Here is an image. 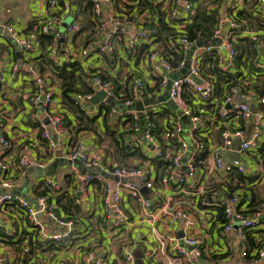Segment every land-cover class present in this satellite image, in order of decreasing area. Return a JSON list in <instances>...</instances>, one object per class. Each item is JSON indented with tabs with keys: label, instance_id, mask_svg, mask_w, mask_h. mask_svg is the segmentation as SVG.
Returning <instances> with one entry per match:
<instances>
[{
	"label": "built area",
	"instance_id": "built-area-1",
	"mask_svg": "<svg viewBox=\"0 0 264 264\" xmlns=\"http://www.w3.org/2000/svg\"><path fill=\"white\" fill-rule=\"evenodd\" d=\"M47 1L53 13L40 22L39 28L44 34L53 36V54L61 46V41H64L68 60H79L84 68L92 56H96L102 65L112 66V69L117 65L129 66L124 76L129 94L117 90L112 79L114 74L110 73L106 77L100 70L87 72L85 68L83 80L87 82L89 91L75 93L73 98L76 104L86 115H90L93 112L90 102L99 91H105L107 96L94 104L102 106L111 116L124 120L121 132L129 136L128 145L132 141L137 143L135 146L145 143L153 146L154 152V156L140 165L129 166L116 162L106 164L100 157L90 154L82 143L76 142L67 158L72 161L80 159L85 168L99 166L121 180L99 173L81 175L77 166L72 165V172L76 174L75 182L83 180L84 191H90L93 187L99 189L106 208V227L109 232L135 224L126 212L125 197L133 196L138 199L141 206L140 219L146 223L152 240L144 255L146 264H160L159 256L164 258L165 264H200L199 258L207 261L213 258L219 264L221 246H213L204 234L192 230V212L183 201L155 204L144 195L143 189L152 188L158 181L164 186H175L181 191L200 189L202 179L198 153L207 150L211 145L205 137L214 128L212 123L218 120L221 122L222 139L220 144L211 148L215 171L228 176L247 172L241 159L225 161L223 154L233 149L235 138L242 139V153L262 147L264 113L256 114L248 99L242 101L235 99V96L245 94L250 99L264 102V91L261 90V82H264V0H81V4H86L85 8L90 6L87 11L92 28L80 46H74L71 42L79 24L72 22L66 27L61 26L62 21L56 10L62 0ZM106 8L109 10L108 18L105 17ZM198 15H206L213 21L210 31L192 27L195 16ZM165 25L170 29L163 30ZM8 29L13 31V27ZM17 39L23 47H32L29 40L19 36ZM250 51H255L256 54L249 55ZM12 68L18 72L21 66L14 63ZM4 71L0 60V81L4 79ZM27 71L38 88L36 99L48 107L55 97L52 84H49L46 76L37 67L28 65ZM229 71L238 74V84L218 101L216 83L219 72ZM166 93L168 98L161 99ZM146 100L153 101L146 103ZM167 100H171L179 111L168 105ZM139 101L143 106L137 109ZM197 103L203 108H199ZM207 105H215L213 112L206 109ZM165 110H169V126L165 139L172 146L171 150L161 143L154 118L155 113H164ZM253 115H256L257 121L246 137V124L252 120ZM185 118L189 120V126H186L188 123H185ZM50 125L58 135L66 132L61 114H54ZM6 126L4 113L0 109V188L10 190L22 181L29 167L44 169L54 160H41L23 149L18 153L16 163L9 168L4 154L13 148V143L5 134ZM48 134L45 129L44 135L48 137ZM51 145L55 146V143L51 141ZM190 146V155L184 161L183 157ZM155 158L170 161L162 177L156 173L153 163ZM97 175L106 178L101 177L103 181L99 188L92 186L95 185ZM258 181H262L261 176ZM46 186L50 187L47 193L37 196L39 209L21 196L13 195L9 191L1 192L0 215L12 216L24 225H27L28 218L30 225L35 226L34 230H37L43 240L54 241L62 245L63 250L72 246L74 240L81 236L75 228V221L50 210L48 200L51 198V190L58 187L53 184ZM222 187L214 186L210 189L211 193L217 196ZM226 195L230 203L219 202L225 213L224 235L234 228L235 220L240 221L242 231L255 230L254 228L261 225L259 215H244L241 210L232 206L240 201L239 193L231 194L226 191ZM21 209L25 210L24 214L19 212ZM40 211L47 213L63 229L59 232L48 229L38 216ZM180 223L186 228L183 235L160 227L161 224L168 226ZM9 234L0 222L1 241L7 243L10 240ZM23 243L27 245L26 238ZM26 251L27 248H24L23 252ZM61 251L53 264H72ZM225 251L232 255V249L226 248ZM122 255L128 264H134L130 244L123 247ZM242 255L255 262L263 260L264 243L261 241L253 249L243 248ZM82 259L84 264H105L106 248L93 239L90 247L84 250ZM20 260L21 257L9 263L2 260L0 264H19Z\"/></svg>",
	"mask_w": 264,
	"mask_h": 264
},
{
	"label": "crops",
	"instance_id": "crops-1",
	"mask_svg": "<svg viewBox=\"0 0 264 264\" xmlns=\"http://www.w3.org/2000/svg\"><path fill=\"white\" fill-rule=\"evenodd\" d=\"M85 6L86 4H81V0H62L56 10L57 15L61 18L62 27H66L72 22L79 24V28L71 40L74 46L84 43L87 33L92 28L91 18L88 11L85 10ZM52 13L47 0H0V28L4 30L3 33H0V60L5 70L4 79L0 81V109L4 113L7 123L5 134L13 143V148L4 154L6 164H9V168H11L16 163L18 153L23 149H26L31 156L41 160L48 159L52 162L59 152L64 158H67L76 142L82 143L90 154L100 157L106 164L116 162L136 166L144 163L146 159L154 156L153 146H148L145 143L135 146L137 143L133 141L128 145L130 139L127 135L124 136L123 142H121V138H116L124 127L123 119L111 116L101 108L102 106L94 104L93 101L90 102L93 108L92 114L86 115L83 111L90 120L81 119L82 114L64 102L60 81L54 67L69 59L64 50L66 46L63 45L64 43L66 45V42L61 41V46L53 54L51 47L49 49L39 38L40 22ZM105 17H109L108 8L105 9ZM9 27H13L12 32L8 29ZM18 36L29 40L32 47L21 45L19 48ZM12 37L17 40L15 44L10 41ZM14 63L21 66L20 71L13 70ZM28 65L37 67L54 88L55 97L48 107L36 99L38 88L27 71ZM85 68L87 72L100 70L106 77H109L110 73L114 74L112 79L118 84L117 90L123 94H129L130 90L124 79L129 66L120 67L117 65L112 69V66L102 65L97 61L96 56H92L87 60ZM261 90L264 91V82H261ZM235 97L242 101L248 99L256 114L264 113V102L254 98L250 99L245 94ZM139 103L140 101L137 102V109L140 107ZM197 105L199 108H203L201 104L197 103ZM208 107L209 105L206 109ZM168 111L157 112L154 118L157 122V134L161 143L171 150L172 146L165 139V132L169 126ZM56 113L63 116L66 126V132L60 135L56 134L53 126L48 124V121H51V117ZM184 121L186 124L189 122L187 118ZM256 121V115H253L252 120L247 123L248 125L246 124V137L251 133ZM262 122L264 124V118ZM259 123L261 122L259 121ZM186 126H189V123ZM212 126L214 128H211L205 137V140L208 143L211 142V145L207 147V150L199 152V158H197L202 179L200 189L181 191L175 186H164L161 181H158L152 188L144 187V195L151 198L155 204L183 201L192 212V230L204 234L213 246H221L219 264H264V259L255 262L250 257L242 255L243 248L253 249L261 241L262 244L264 243V131L262 147L247 153L240 151L242 139L235 138L233 149L224 152L223 158L225 161L241 159L246 165L247 172L228 176L222 172H216L213 166L211 148L221 143V122H213ZM45 129L49 132L48 137L44 135ZM51 141L55 143V146L51 145ZM133 146L135 148H132ZM81 167L84 166L81 165ZM77 169L81 175L85 174L86 170L83 171L78 166ZM27 171L28 169L20 183L6 191L11 192L16 188L21 193L26 192V184H29L27 194L37 201V196L45 190V187L50 189L46 184L58 187L56 190H51V198L48 200L50 210L57 213L56 210H64L62 204L67 205V211L72 215L63 213V216L75 221V228H77L78 235L81 236L74 240L72 246L61 251L72 264H84L82 259L84 250L90 247L93 239L101 242L106 248L105 264H126L122 257L123 247L130 244L133 248L139 231L144 233L146 250L149 247L152 240L146 223L140 219L141 206L138 199L133 196L125 197L126 212L135 224L126 226L122 230L109 232L106 227V208L99 189L93 187L90 191H84L83 180L75 182L76 174L72 172V165L59 166L51 175L36 172L28 174ZM158 171L156 170V173L162 177V171L160 169ZM97 176L98 178L94 181L95 185L92 186L99 188L103 181L101 177H105ZM260 176L262 181H258ZM109 181L111 182V180ZM214 186H223L217 196L210 190ZM145 189L148 190L146 193ZM2 190L5 188H0V192ZM226 191L231 194L239 193L240 201L232 206L236 210H241L244 215H259L262 220L261 225L254 228L255 230L242 231L240 221L235 220L234 228L224 235V222L220 220L219 216L222 207L219 202L230 203ZM68 201L73 202L74 206L66 203ZM45 215L49 216L47 213ZM46 216L44 217L46 218ZM41 220L52 231L59 232L63 229L56 222L49 224L44 218ZM0 222L10 233V240L7 243L0 239V262L7 260L9 263L19 260V256L23 252L20 253L16 248L17 244L11 243V240L19 239L21 236L25 238L23 233L28 227L12 216L0 215ZM160 227L172 233L176 232L178 235H183L186 232L185 225H181V223L168 226L161 224ZM226 248L232 249V255L225 251ZM37 251L39 252L40 249ZM58 256L51 249H47L44 253H40L41 258L38 261H41L40 264H53ZM159 262L160 264L166 263L162 256H159ZM208 262L217 264L213 258Z\"/></svg>",
	"mask_w": 264,
	"mask_h": 264
},
{
	"label": "trees",
	"instance_id": "trees-1",
	"mask_svg": "<svg viewBox=\"0 0 264 264\" xmlns=\"http://www.w3.org/2000/svg\"><path fill=\"white\" fill-rule=\"evenodd\" d=\"M87 9L90 10L89 5L85 8V10ZM212 24H213V21H211L206 15H198L197 17L195 16V21L192 27H195L198 30H202V31H210ZM169 29L170 27L166 25L163 26V30H169ZM39 38H40V41L46 44L48 48L50 49L53 43V36L50 34H44L42 31H40V28H39ZM254 52L255 51H250L249 55L251 54L253 55ZM255 54L256 53H254V55ZM54 71L56 72L57 78L60 81L59 84H60L62 98L64 99V102L69 104L72 109L78 110L82 114L81 119L90 120L89 117L84 115L83 110L80 108L78 104H76L73 98L75 93L77 92H80V91L88 92L89 91L87 82L83 80L84 75H85V68L83 64L79 60H67V61L62 62L59 65L58 64L55 65ZM237 76L238 74H234L233 72H230V71L229 72H219V76H218L217 83H216V93H217L216 97L218 98V101L221 100L225 95H227L226 93L229 92L233 86L238 84ZM114 85L118 86L117 82L114 81ZM215 105L214 106L209 105L207 110L210 112H213ZM117 136L118 137L116 138L118 139L121 138V142H123V138L125 134L123 132H120ZM118 139H116L117 142H118ZM153 163L156 167L157 172H159L158 169H160V171H162L163 173L162 175H164L166 170L169 167L170 161L164 158H161V159L155 158L153 159ZM48 190L49 188L46 187L42 193H47ZM66 203L74 206L73 202L71 201H68ZM62 207L64 210L62 211L56 210L57 212L56 214H58L61 217L63 216V213L72 215L70 212L67 211V205L62 204ZM19 212L20 213L23 212L24 214L25 210L21 209V211ZM219 216H220V220L225 222L224 209L220 210ZM66 218H69V217H66ZM26 223L28 225V226L26 225L28 229H26L23 234L25 235V238L27 239V245L26 246L23 245V242L25 239L23 236H21L19 239L11 240V243L15 242L17 244L16 248L19 249L20 253L21 251L23 252L24 248H27V251L23 252V254L20 255L21 260L19 264L38 263V259L41 258L40 253H44V251H46L47 249H51L52 252L56 253V256L60 253V251L63 248L62 245L57 244L54 241L43 240L37 233V230H34L35 226L30 225L28 218H26ZM44 245L46 247H44ZM37 249H40V251L38 252Z\"/></svg>",
	"mask_w": 264,
	"mask_h": 264
},
{
	"label": "water",
	"instance_id": "water-1",
	"mask_svg": "<svg viewBox=\"0 0 264 264\" xmlns=\"http://www.w3.org/2000/svg\"><path fill=\"white\" fill-rule=\"evenodd\" d=\"M4 30L2 28H0V33H3ZM10 41L15 44L17 42L16 38L12 37L10 38ZM21 47V45H19V48ZM188 63H189V60H188ZM107 96V93L103 90L99 91L96 96L93 98V102L95 103H98L99 101L103 100L105 97ZM168 98V94L166 93L164 96L161 97V99L165 100ZM44 99V98H43ZM109 101H111L110 99H108ZM153 100H146V103H150L152 102ZM113 103V102H112ZM167 104L174 107L177 111H179L176 106H174L173 102L171 100H168L167 101ZM139 106H141L140 108H142L143 106V103L140 102L139 103ZM51 121H48V124H50ZM144 123V122H142ZM191 146L189 148V150L187 151L185 157H184V161L187 160V156L190 155V150H191ZM74 165V166H78L80 167L83 171L86 172H89V173H99V174H102L106 177H110L114 180H121L119 179V177L117 176H113L111 173L107 172L106 170L102 169L101 167H92V168H85V167H81L82 164V161L80 159H75V160H70L69 158H64V156H62V154H60V152L57 154V157L54 159V161L46 168L42 169V168H39L37 166H33V167H29L28 168V171L27 173L28 174H32L33 172H36L38 174H46V175H51L54 173V171L59 167V166H62V165ZM126 179V178H124ZM123 180V178H122ZM28 182V181H27ZM29 183V182H28ZM28 186L29 184H26V192H20L19 189H13L10 193L13 194V195H18V196H22L23 198H25L28 202H30L33 206H35V208L39 209V204L37 203V201L33 198H31L28 194H27V190H28ZM24 189V190H25ZM4 192H7L6 190H2V193ZM1 193V192H0ZM38 216L41 218V219H45L49 224H52L54 222V220L52 218H50L49 216H46L44 212L40 211L38 213ZM46 216V218L44 217ZM73 228V226H72ZM199 262L200 264H209L208 261L204 258H199Z\"/></svg>",
	"mask_w": 264,
	"mask_h": 264
},
{
	"label": "rangeland",
	"instance_id": "rangeland-1",
	"mask_svg": "<svg viewBox=\"0 0 264 264\" xmlns=\"http://www.w3.org/2000/svg\"><path fill=\"white\" fill-rule=\"evenodd\" d=\"M143 191H144V189H143ZM147 191L148 190L145 189V193ZM145 250H146V247L144 245V233L139 231L136 235L135 245L132 248V254L134 256V264H146L145 257L143 256ZM124 261L126 262V264H128L125 259H124Z\"/></svg>",
	"mask_w": 264,
	"mask_h": 264
}]
</instances>
